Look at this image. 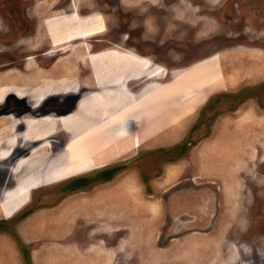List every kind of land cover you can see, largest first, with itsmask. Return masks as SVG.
<instances>
[{"label": "rangeland", "instance_id": "obj_1", "mask_svg": "<svg viewBox=\"0 0 264 264\" xmlns=\"http://www.w3.org/2000/svg\"><path fill=\"white\" fill-rule=\"evenodd\" d=\"M158 1L122 0L123 11L117 12L116 0H72L73 9L80 7L83 13L81 15L78 9L79 14L76 11L74 17L84 19V30H88V27L94 23L101 24V27L94 32L88 30L87 33H79L78 35L83 38L73 37L72 40H67L62 37L58 41L59 31H55L56 27L62 30V34L65 31L63 29L72 28V15H66L69 11L63 13L67 4L65 0H0V42H7L5 46L10 48V52L18 48L20 52L18 67L22 74L30 75L37 70H43L49 74L59 75L63 67L66 66L64 68L66 72L71 64H76L72 77L83 79L88 67L87 64H84L85 67L82 65L85 70L83 69L82 72L84 74H80L78 70L80 63L78 57H80L86 59L88 63L91 62L98 87L102 89L104 87L106 91L109 90L107 86L112 83L116 88L115 78L106 68V64L112 62L116 75L121 76V73L129 75V71L135 68L138 74L132 77V80L141 79L143 76L154 78L166 74L161 77V81L165 80V83L150 80L152 82L144 84L140 90L143 92L150 87L161 88L170 95L167 99L169 102L167 109H164V104L160 102L162 98L157 101L159 105L155 106L156 108H150L147 103L146 107L145 105L139 107L138 117L150 118L152 126L146 124L148 128L139 139L140 145L125 150L119 156H117L118 150L129 143L127 140L123 143L120 141L129 137L127 135L130 124L139 122L138 119L133 118V115L124 111L128 103L134 100L131 97V100L127 101L129 98L127 96H131L134 92L129 94L130 88L126 87L124 90L118 89L114 98L113 95L101 91L86 98L88 102L96 100L97 103L84 110L79 109L78 118H73L71 128H81L84 137L95 143L96 140L91 137H96V133L99 136L100 127H104L112 139L110 144L106 143L102 147L97 144L88 151L86 168L91 166L101 154L116 151V158L93 173L73 177L53 184L49 188L34 190L29 205L14 218L0 216L2 219L0 221H3L0 223V235L3 239L9 240V245L12 246L10 250L0 239V264H20L17 258H12L15 252L20 255L22 264H38V262L50 264L43 258V256L49 258L50 255L43 247L53 238L49 234V229L56 227L55 220L46 223L42 229L35 225L32 227L28 223L24 228V221L33 213L45 212L50 218L55 214L54 209L61 201H68L79 194L88 198L95 186H99L100 189L106 186L116 187V190H113L116 196L110 193L109 201L111 204H116V209L107 211V207H104L109 195L107 191H103V209L98 213V222H82L83 227L78 226L74 229L75 234L62 236L64 237L62 239L76 238V235L81 234L79 237L82 241L85 239L114 243L116 257L113 259V264H253L259 260L264 261V228L261 224L257 227L260 221H264V180L253 178L244 180V176L247 175L264 176V105L263 100L252 96L250 91L244 88L242 90V86L246 83H256L264 78V74L258 77L260 75L258 63L264 56L263 51L254 54L245 47L253 44L262 45L264 34L250 33L251 36L260 37L257 43L241 41L232 37L236 32L228 28L224 21L214 19L207 13V9L202 15L199 8H203L201 5L199 7L195 5L194 0H168V11L163 14L161 8H158L160 5ZM219 2V0H206L203 3L215 7ZM131 3L136 6H130ZM149 5H153L152 12L145 10ZM17 16L22 22L16 20ZM216 25H219L218 30L212 28ZM35 28L38 29V33ZM49 33L53 37V42L57 43L54 48L48 38ZM220 36L226 39L220 41L216 47L208 46L210 41L214 43L215 38L218 41ZM74 39H80L83 43L71 47L72 52H70L69 45L77 42ZM200 42L206 44L196 48L195 44ZM90 44L95 48L94 50H102L92 52ZM239 44L245 46H238ZM115 45L116 48H112ZM83 50L85 55L81 57L80 52ZM48 51L50 52L47 53ZM215 52L220 54L214 56ZM27 58L31 61L32 69L25 66ZM151 58L163 66L152 67ZM194 62L197 63L191 66ZM165 67L168 73L165 72ZM221 68L222 78L210 87L202 86L201 82H198L197 74L212 73L214 77H219ZM103 70L107 75L101 74ZM19 73L7 71L0 73V77H5L4 79L11 83H17ZM182 74L185 75L181 76ZM174 83H177L178 88L181 87L180 89L176 87L177 90L174 92L177 98H174L167 88L168 84L173 86ZM183 85L190 87L195 85L198 88L194 87L189 91L188 87ZM12 86L13 84L9 85ZM208 87L209 92L204 100L190 103L197 95V91L202 92ZM87 88L92 90L93 86ZM78 93L82 94V91ZM190 93L195 95L191 96ZM122 98H125L126 102L121 101ZM51 99L57 98L51 97ZM176 100L179 102L176 103ZM195 105L198 106L193 112ZM169 107H171L170 111ZM176 109H179L178 113ZM172 112L174 116L166 121L170 124L162 133L164 136L152 138V134H156L153 133L155 129L152 130L155 118L162 121L164 116H171ZM84 113L89 114L92 123H89L85 116L80 117ZM81 118L85 119L86 125L79 120ZM62 124L68 130L63 121ZM166 124L165 127H168ZM166 135L169 137L166 138ZM115 138L116 143L113 141ZM81 140L84 141V138ZM64 159V157L60 159V164L65 162ZM76 164L77 159L72 162L73 167H70L67 175L85 169L75 166ZM46 168H41V175L50 172L48 176L50 177L55 166L50 162L49 167ZM37 172L39 173V169L25 175L30 174V177L25 179L28 187L22 188L24 191L20 192L18 197L20 203L7 216L26 201L25 191L35 187L43 179L36 177ZM106 175H111L108 177L109 181L104 180ZM60 178L63 176L56 177V179ZM128 184H131L130 187ZM135 187L146 193L147 201L152 199L151 208L146 209L135 204L129 192ZM19 189L15 188L17 192ZM177 189L180 191L175 192ZM9 191L13 192L12 189ZM191 191L199 192L191 193ZM200 191H204V194L206 191L209 192V198L215 195L218 197L217 206L214 198L211 201L212 210L209 219H212L216 207L218 212L212 231L208 234L193 233L194 230L199 231L195 228L168 237L166 235L168 230H171L169 233L178 230L169 224L174 216L170 214H175L168 208L171 200L176 199L181 204H186L189 200L198 199L203 194ZM155 198L159 199V203ZM208 200L203 205L210 204ZM16 203L17 195L12 194L8 196L4 206L7 208ZM182 210L184 209L176 213L179 214ZM48 211L52 213L49 216ZM93 213L95 214L94 211ZM183 216L186 217L184 214ZM39 217L41 216H36ZM109 217H116V225L111 224L113 227L111 231L102 230L103 218ZM207 220L204 216V221H197V224L204 226ZM22 231H25V235ZM66 233L67 231L62 232V234ZM165 241L167 245L164 244ZM227 241H230L228 245ZM117 242L124 245L120 247ZM242 251H248V256H243ZM35 258L36 262H34Z\"/></svg>", "mask_w": 264, "mask_h": 264}, {"label": "flooded vegetation", "instance_id": "obj_2", "mask_svg": "<svg viewBox=\"0 0 264 264\" xmlns=\"http://www.w3.org/2000/svg\"><path fill=\"white\" fill-rule=\"evenodd\" d=\"M66 1L70 4L71 0H66ZM132 1H135V0H132ZM194 1H195V5H197L198 7L201 5V7L203 8V9L199 8V10L202 11V15H204L205 10L207 9L206 10L207 13L213 16L214 19H216L217 21L219 20L224 21L225 25H227L228 28L232 29V31H235L236 35H233L232 37H236L241 41H249V42L257 43L259 42L260 37L251 36L250 33H263L264 34V0H219L222 3L220 5H219L220 2L217 3V6L215 7H209L206 4L204 5L203 2L206 0H194ZM157 3L158 4L160 3L158 8H161L162 14L168 11V0H159ZM121 6H122V0H116V11L117 12L123 11V7ZM130 6H136V5L134 3H131ZM152 7L153 5L147 6V8L145 9L146 12H149V11L152 12L153 11ZM75 9L76 10L73 9L72 2H71V11H69L66 15L70 16L76 13L78 9L80 10V8L77 9V7ZM78 11L77 13L79 14ZM63 13L65 14V11ZM16 20L19 23L22 22L18 18V16ZM27 22H29V20H27ZM212 28H214V30H218L219 25H216L215 27H212ZM35 29H36V32L38 33V29L37 28ZM48 38L53 48L57 46V43L53 42V37L50 35V33L48 35ZM225 39H226L225 37L220 36L217 41V38H215L214 43L213 41H210L208 43V46L216 47V45L220 41H223ZM74 40L77 42L74 45H71V44L69 45L70 52H72L70 50L71 47L78 46L80 44L82 45L83 43L80 39H74ZM262 40L264 42V38ZM6 43L4 41L0 42V46H1L0 73L7 72V71H16V72H20L19 73L20 76H19V80L17 83H11L7 79H4L5 77L3 78L0 77V151L4 152V154L2 152L0 153V155L3 154L2 156H0V169H2L0 170V184H1L0 185V204H1L0 210L3 204V200L5 198V195L9 190L11 189L14 190L20 184V182L23 181L26 177L29 178L30 174H32L34 171H37L39 167L44 166L46 163H49L52 160V158L56 157L58 153L64 151L67 148L70 142L69 140L70 134H69V131L63 126L62 120L66 118L67 116L68 117L71 115L75 116L79 112V108L81 106L79 104H81L86 98H89L93 93L98 92V83H96V80L94 79L92 64L91 62L88 63L86 59L78 57L80 60L79 61L80 63L78 62L79 63L78 70L80 74L83 72V69L85 67L84 64H87V67H88L87 69L88 71L85 74L82 73L84 74L83 77L85 76L84 78L82 77L83 79L81 78L75 79L76 77H72L74 66H76V64L75 65L71 64L68 67V69H66V72H65V69H62V73L59 75H56V74L54 75L51 73L49 74L46 71H38V70L31 73L30 75H27V73L22 74L20 68L18 67L19 62H20V52L18 51V48L16 49V51L10 52V48L5 46ZM86 43L89 44V42H86ZM205 44H206L205 42H200V43L195 44L196 46L195 45L194 46L196 48H200L202 45L204 46ZM240 45L245 46L243 44H239L238 46ZM245 47H247V50L252 51L254 54L255 53L259 54V52L261 51H263L264 53V43L262 45L253 44L252 46H245ZM107 48H110V47H107ZM112 48H116V45L112 46ZM90 49L92 52L102 50V49L94 50L95 48L92 46V44H90ZM103 49H106V48H103ZM130 49H133V48H130ZM50 51H48L47 53H49ZM219 54L220 52H215L213 55L218 56ZM30 62L31 61L29 60V58H27L25 66H27L28 69L33 68V67H30L31 66ZM150 62H151L150 65H152V67L153 66H160V67L163 66L159 63L154 62L152 58ZM197 62L192 63L191 66ZM259 63H258V70L260 71V75L258 77L263 76L264 74V56L261 58ZM82 65L84 66L83 68H82ZM220 66H221V63H220ZM55 72H56V69H55ZM165 72L168 73V69L166 67H165ZM163 74L160 76L154 77V78L149 77V76H143L141 77V79H135V80L130 81L129 83L130 91H133L134 93L137 92V90H139L144 84L152 82L150 80H156V82L158 83H165L164 82L165 80L161 81V77L166 75V74L164 75ZM146 77L149 79H145ZM221 78H222V68H221V74L216 81H218ZM25 82L26 84H24ZM12 84L13 86L9 87V85H12ZM92 84H93L94 91L89 90L87 88V86H90ZM54 86H57V87H54ZM107 87L109 91H111V89L112 90L114 89V91H116L114 83H112L111 85ZM209 87L205 89L204 91L197 93V95H203L202 99H195V97H193L194 99L192 98V101L190 103L199 102L201 100H204V97L205 96L207 97L208 95ZM251 87L252 89H250ZM243 88L247 91H250V94L252 96L254 95L258 97L260 100H263L262 103L264 105V78L260 81H257L256 83H246L244 86H242V90H244ZM79 91L80 92L82 91V94H79L78 93ZM51 97H56L57 99H51ZM197 106L198 105H195L193 107V112H195V110L197 109ZM176 110L178 113L179 109H176ZM98 115L100 116L101 114H98ZM82 116H85L86 117L85 119L88 120L89 123H92V120L90 119L88 113H84L80 117ZM173 116L174 115L172 112L171 116H164V118H162L163 119L162 121H156L155 124L153 123L154 127H152V130L155 129L153 133L156 132V134H152V138H160L164 136V134L162 133L164 132L166 128H169V124H170L169 122L167 123L166 121L171 119ZM85 119L81 118L79 120H81V122L84 125H86L87 122H84ZM165 124L168 127H165ZM46 125H47L46 127L47 129L45 128ZM29 128H30V131H29ZM51 128H53V131ZM147 128L148 127L144 126L141 122L131 123L129 127V131H128V135H127L129 137H127L125 140L122 139V141H120V143H123L127 140L129 143H126L127 144L126 147H122L121 149L118 150L117 156H119L121 153H123L125 150L129 148H133L137 144L140 145L139 139H141L143 132ZM178 135L179 134H177V136ZM166 136H165L166 138L169 137L168 135ZM50 140L52 141L50 142ZM46 141L47 143L43 144ZM113 141L116 143V138ZM54 143L56 145H54ZM43 154L46 157H44ZM42 156L44 158H42ZM35 158H37V160ZM115 158H116V151L107 152L104 155L101 154L98 157V159L94 160V163L91 166L81 171L72 172L69 175H66L65 177L60 178V179H56L52 177H44L43 179H41V181L38 184H36L35 187L28 188L27 191H25L26 201L23 204H21L16 211H14L10 216H6L1 210L0 216L4 215L3 217L8 218V219L14 218L20 211H22L29 205L31 198H32V193L34 190L49 188V186L53 184H57L65 180H69L73 177L88 174V173H93L99 168L107 165L110 161L114 160ZM20 162L22 163L20 164ZM28 173L30 174L25 176ZM23 176L25 178H23ZM108 177H111V175L104 176V178H106L104 180L109 181ZM244 177H245L244 178L245 181L252 180L251 178L255 180L256 179L264 180V176L262 177L261 175H255L252 177L247 175ZM130 185L131 184H128L129 187ZM93 189L94 191H92L91 196H89L88 198H85L83 194H79L78 196L73 197L72 199L68 200L65 203L66 205L65 209L67 213L73 214L74 216L73 223L78 226L82 225L83 224L82 222H85V221H88L91 223L98 222L97 221L98 213H100V210L103 209V205H102L103 203L102 196L104 193L103 191H107V193L109 194L110 191L116 190V187L106 186L100 189L99 186H95ZM129 192H130V196L133 198V201L135 202L136 205H140L142 207H145L146 209L149 207L151 208L150 203H152V199L147 201L145 197L146 193L144 191H141L139 188L135 187ZM200 192L204 193V191H200ZM205 194L208 195V192L206 191ZM159 195H161V193H159ZM203 199H204V195H201L198 199H194V200L192 199V200L187 201L186 204H181L178 200L173 199L171 200V205L170 206L168 205V208L170 210L184 209V210L190 211L193 208H196L199 205H201ZM155 200H157L159 203L158 198H155ZM109 201H110V198L107 201V204H108L106 208L107 211H111V209H116V204H110L108 203ZM109 204L112 206L110 207ZM158 207L160 206L158 205ZM93 211L95 212V214L93 213ZM51 214H52L51 212L49 211L47 212L48 216ZM36 216H41V217L36 218ZM49 220L50 218L46 216L45 212L39 213V214L34 213L25 220L24 222L25 224L23 223V226H25L28 223L29 225H32V227L33 225H35L37 227L42 228L46 225V223H48ZM99 220H101V218ZM199 221L203 222L204 217L201 216L199 218ZM2 222L3 221H0V223ZM17 222H19L18 219H17ZM107 222L116 224V217L115 218H111V217L103 218V223H107ZM188 223L181 222L179 226L182 227L186 225L184 227V230L186 229V227H189V228L197 227L199 229L201 228L199 231L194 230L193 233H204V234H208L214 228V223L210 228L211 230L209 229V225L199 226L198 224V226H196V225L188 224ZM259 224H261L264 228V221H260L257 224V227ZM32 227H29V228H32ZM22 233L23 235H25V231H22ZM0 239L5 244H7L8 247L11 246V244L9 246V242H8L9 240L5 238L3 239L1 235H0ZM229 242L230 241H227V245ZM117 244H119L120 247L124 245L123 243H120V242L119 243L117 242ZM164 244L167 245L168 243H166L165 241ZM10 248H12V246ZM119 252H121L120 249H119ZM248 253H249L248 251H242L243 256L247 257ZM12 258H17L19 263L22 264L20 261V255L18 253L15 252ZM38 264L40 263L38 262ZM253 264H264V261L259 260V261L253 262Z\"/></svg>", "mask_w": 264, "mask_h": 264}, {"label": "bare ground", "instance_id": "obj_3", "mask_svg": "<svg viewBox=\"0 0 264 264\" xmlns=\"http://www.w3.org/2000/svg\"><path fill=\"white\" fill-rule=\"evenodd\" d=\"M39 11V10H38ZM82 15V14H81ZM83 21H84V19H82V17L79 19V18H76V17H74V14H72V16H71V22H72V28L71 27H69V28H65V29H63V30H65L64 32H63V34L61 33V31L59 30V28L58 27H56L55 28V31H59L58 33H57V40L59 41L62 37H65L67 40H72L73 39V37H77V38H83L82 36H80V35H78L79 33H81V34H83V33H87V31L89 30V31H92V32H94V31H97V30H99L100 29V27H101V24H96V23H94V24H91L90 25V27H88L89 29L88 30H84V28H85V25H83L84 23H83ZM86 38V37H85ZM89 38V37H88ZM66 41V40H65ZM56 42V41H55ZM84 55H85V51L83 50L82 52H80V56L81 57H84ZM254 55V54H253ZM256 59V58H255ZM143 60V59H142ZM116 61V60H115ZM130 61V60H129ZM138 62L140 61V60H137ZM116 64V63H115ZM260 64V63H259ZM197 67V66H196ZM196 67H194V68H196ZM106 68H107V71H108V73H111L113 76H114V78H115V83H116V91H118V89L119 90H124V89H126V87H129V83H130V79L132 80V77L133 76H136V74H138V72H137V70L134 68L133 70H131V71H129V75H127L126 73H121V76L118 74V75H116V73H115V70H114V66H113V64H112V62H111V64H106ZM115 68H116V65H115ZM111 71V72H110ZM194 72H197V70H193ZM186 73V72H185ZM101 74L102 75H107V72L106 71H102L101 72ZM183 75H185V74H182L181 76H183ZM131 78H130V77ZM85 77V76H84ZM196 77H197V79H198V82L202 85V86H204V85H208V86H210L211 84H213L219 77H214L213 76V74L212 73H203V74H197L196 75ZM208 77V78H207ZM118 78H120V79H118ZM173 78V77H172ZM207 78V79H206ZM124 82H128V86H127V84H125ZM176 84L177 83H174L173 84V86H172V84H168L167 85V88L169 89V91L172 93V95H173V97L174 98H177V95L174 93V92H176V90H177V88H178V86H176ZM183 86H185V87H188V90L190 91L192 88H198V86H195V85H192V87H190V86H187V85H183ZM54 87H57V86H54ZM53 87V88H54ZM61 87V86H60ZM177 87V88H176ZM170 88H171V90H170ZM181 88V87H180ZM180 88H178V89H180ZM200 88V87H199ZM103 89H104V87H103ZM103 89L101 88V87H98V91H101L102 93H106V94H108V95H113V98L116 96H114V94H116V91H114V89L112 90L111 89V91H106L105 89H104V91H103ZM137 89V88H136ZM93 90V89H92ZM140 90V89H139ZM139 90H137V91H139ZM94 91V90H93ZM97 91V90H96ZM80 92V91H79ZM133 91H131L129 94H131ZM198 92H200V91H197L196 92V94L198 93ZM169 92L168 91H164V90H162L161 88L160 89H158V88H156V89H154V88H146L143 92L140 90L139 92H136V93H133L131 96H127V97H129L128 98V100L127 101H130L131 100V97H132V99H134L133 101H130L129 103H128V106L124 109V111L126 112V113H128V114H130L131 116L133 115V118H135V120H137L138 119V121L139 122H141L144 126H146V124L147 125H152L151 124V119L150 118H147V117H138L139 116V113H138V109H139V107H141V105L142 106H144L146 103H147V106H149L150 108L151 107H155V106H158L159 104V102H157V101H159L161 98H162V100L160 101V102H162L163 104H164V109H167V104L169 103V102H167V99L169 98V94H168ZM128 94V95H129ZM191 94V96H193V95H195V94H193V93H190ZM190 96V97H191ZM187 97H188V95H187ZM195 97V99H200V98H203V95H195L194 96ZM94 98V97H93ZM121 101H125L126 102V99L125 98H122V100ZM82 102V101H81ZM179 101L178 100H176V103H178ZM97 103V101L96 100H91V101H87L86 99L81 103V104H79V105H81L80 106V108L79 109H81V110H84V109H86V108H88V107H90V105L91 106H93V105H95ZM175 103V104H176ZM174 104V105H175ZM174 105L173 106H171L172 108L174 107ZM145 107H146V105H145ZM171 107H169V111L171 110ZM149 108V109H150ZM156 108V107H155ZM154 108V109H155ZM165 111V110H164ZM142 112V111H141ZM152 113V112H151ZM76 114V113H75ZM78 114L79 113H77L75 116H67L66 118H64L62 121L64 122V124H66V127L68 128V131H69V133H70V142L69 141H67V142H69V145L67 146V148L64 150V151H62V152H60V153H58L57 155H56V157H54V158H52V160L50 161V162H52L53 163V165L55 166V169H54V171H52V175L50 176V177H52V178H56V177H60V176H63V177H65L67 174H68V171H69V169H70V167H73L72 166V162L75 160V159H77V164L75 165V166H81L82 168H86L87 167V164H88V161H87V159H88V157H89V150H92L97 144H99V146H104L106 143L107 144H110L111 143V138H110V136L108 135V130L106 129V128H104V127H100L101 128V130L99 131V132H101V134L100 135H103V136H97V133H96V137H91V139H93V140H96V142L94 143V142H92L91 140H89V138H85L84 137V135H83V132H82V129L81 128H71L72 127V123H73V118H78ZM81 114V113H80ZM157 118V117H156ZM51 119V118H50ZM43 120V119H42ZM41 120V121H42ZM121 120V119H120ZM40 121V120H39ZM44 121V120H43ZM46 121V120H45ZM50 121V120H49ZM53 121V120H52ZM76 121V120H75ZM156 121H159V119L157 118V119H155V122ZM262 121V120H261ZM79 122V121H78ZM55 123H56V121H55ZM10 124V123H9ZM8 124V125H9ZM53 124V123H52ZM32 125H34V124H32ZM36 125H37V123H36ZM51 125V124H50ZM49 125V126H50ZM54 125V124H53ZM10 126V125H9ZM8 126V127H9ZM34 127H36V126H34ZM47 127V125L45 126V128ZM31 128V127H30ZM30 128H29V131H30ZM44 128V129H45ZM11 129V128H10ZM47 129V128H46ZM52 129V131H53V128H51ZM173 129V128H172ZM35 130H36V128H35ZM98 132V133H99ZM34 133V132H33ZM162 133V132H161ZM164 133V132H163ZM174 133V132H173ZM31 137V136H30ZM84 138V141H82L81 139H83ZM3 139V138H2ZM10 139V138H9ZM46 139V138H45ZM50 139V138H49ZM34 140V139H33ZM41 140H43V139H41ZM47 140V139H46ZM52 140H50V142H51ZM12 142H13V140H12ZM35 142V141H34ZM109 142V143H108ZM11 143V142H10ZM45 143H47V141L46 142H44L43 144H45ZM54 145H56L55 143H54ZM41 146H43V145H41ZM52 146H53V144H52ZM57 147V146H56ZM55 147V148H56ZM83 147H85V149L83 148ZM53 148V147H52ZM63 148V147H62ZM57 149V148H56ZM50 151V150H49ZM58 151V150H57ZM2 151H0V153H1ZM45 152V151H44ZM55 152H56V150H55ZM3 154H4V152H2ZM51 153V152H50ZM2 154V155H3ZM36 154V153H35ZM37 154H38V152H37ZM206 154H208V153H206ZM2 155H0V156H2ZM44 155V154H43ZM51 155V154H50ZM52 155H53V153H52ZM34 156V155H33ZM48 156V155H47ZM38 157H40V156H38ZM37 157V158H38ZM44 157H46L45 155H44ZM43 156H42V158H44ZM62 157H64L65 159V162L64 163H62V164H60L61 163V158ZM206 157V156H205ZM37 158H35L36 160H37ZM44 160V159H43ZM38 162V161H37ZM36 162V163H37ZM46 162V161H45ZM49 162V163H50ZM22 162H20V164H21ZM49 163H46L44 166H41V167H39V173L37 172V175H36V177H38L39 179H40V177L41 178H44V177H48L49 176V173H47L46 175H44V176H42L41 175V168H45V169H47L46 167H49ZM19 164V165H20ZM69 164H71V166H68ZM39 166V165H38ZM20 178V177H19ZM23 178H25L24 176H23ZM18 179V178H17ZM26 179V178H25ZM25 179L23 180V181H21L20 182V189H19V185L16 187V188H18L19 189V191L17 192L15 189L13 190V192H11V191H9V192H7L8 194H7V196L5 197V199L3 200V204H2V206H1V210L3 211V213L7 216L8 215V213L9 212H11V211H13L14 209H16L17 208V205L20 203V201L18 200V197H19V193L20 192H23L24 190L22 189L23 187H28V185L26 184V181H25ZM22 180V179H21ZM27 180H28V178H27ZM18 183V182H17ZM1 185V184H0ZM21 190V191H20ZM12 194H16L17 195V203L15 204V205H9L7 208H5V206H4V202L6 201V199L8 198V196H12ZM2 203V202H1ZM1 205V204H0ZM0 210V211H1ZM2 213V214H3ZM97 213V212H96ZM4 216V215H3ZM10 246V245H9ZM11 247V246H10ZM9 247V248H10ZM46 263V262H45ZM48 263V262H47Z\"/></svg>", "mask_w": 264, "mask_h": 264}, {"label": "crops", "instance_id": "obj_4", "mask_svg": "<svg viewBox=\"0 0 264 264\" xmlns=\"http://www.w3.org/2000/svg\"><path fill=\"white\" fill-rule=\"evenodd\" d=\"M66 1V0H65ZM67 2V1H66ZM71 2L70 4L67 2L65 5V9L63 11H71ZM81 3V2H80ZM80 8V7H79ZM80 13L83 14L80 10ZM120 47V46H119ZM130 49V48H126ZM66 67V66H65ZM63 67V69L65 68ZM43 71V70H40ZM90 86H93L90 85ZM89 87V86H87ZM111 194H116L114 191L109 192V198ZM67 201H61L59 205H57L54 209L55 214L51 215L50 221L55 220L56 227L53 229H49V234L53 237L50 239V243L43 247L46 253H49V258L44 259L48 260L50 264H113V259L116 257V244H108L107 242H98V241H88L80 240V235H76V238H71L68 240H63L67 235L75 234V230L78 228V225L74 224V216L73 214H68L65 207V203ZM109 203V202H108ZM111 204V203H110ZM109 206L111 207L112 205ZM107 203L104 207H107ZM60 209V211H59ZM51 211V210H50ZM34 214V213H33ZM36 214V213H35ZM31 216V215H30ZM76 216V215H75ZM3 217V216H2ZM113 218V217H111ZM25 222V221H24ZM114 223L107 222L103 223L102 230L111 231L113 229L112 225ZM116 225V224H115ZM80 228H82V225ZM25 227V226H24ZM75 227V228H72ZM43 228V227H42ZM40 228V229H42ZM63 229V230H61ZM25 230V229H23ZM82 230V229H81ZM63 231H67L66 234H62ZM77 234V233H76ZM64 236V237H62ZM85 243V244H83ZM83 244V245H82ZM53 255H51V253ZM36 254V253H34ZM37 259H34L36 262Z\"/></svg>", "mask_w": 264, "mask_h": 264}, {"label": "water", "instance_id": "obj_5", "mask_svg": "<svg viewBox=\"0 0 264 264\" xmlns=\"http://www.w3.org/2000/svg\"><path fill=\"white\" fill-rule=\"evenodd\" d=\"M180 191V189H177V190H175V192H179ZM175 192H173V193H175ZM193 192H198V191H191V193H193ZM214 192V191H213ZM187 193H189V192H187ZM209 193V192H208ZM202 195H204V199H203V201H202V204L201 205H199L198 207H196V208H193L192 210H190V211H188V210H182V212L181 213H176L178 210H172L173 212H175V214H170V215H174L173 217H172V221L171 222H169V224L171 225V226H175V228H176V232L174 231V228L172 229L173 231H174V233H169L171 230H168L167 232H166V235L169 237V236H172L173 234H176V233H179V234H182V233H185V232H187V231H190V230H194L195 228H197V227H191V228H189V227H186V229L184 230V227L186 226V225H184V226H182V227H180L179 226V224L181 223V222H186V223H188V224H193V225H196V226H198V224H197V221H199V218L202 216V217H207V222H206V224L204 225V226H206V225H209V229L211 228V226L213 225V223H214V219L216 218V216H217V207H216V210H215V212L213 213V217H212V219H209V216H210V212H211V210H212V204H211V201H213V199L212 198H214V202H215V206H217V199H218V197H217V195H215V197H211V198H209V196L208 195H206V194H202ZM207 199H209L210 200V204H208L207 206H205V205H203V203H205V201L207 200ZM208 200V201H209ZM183 214L184 215H186V217H184L183 216ZM190 222H192V223H190ZM200 222V221H199ZM168 224V225H169ZM188 224H187V226H188ZM199 226H200V224H199ZM198 230H200L199 228H197ZM172 231V232H173ZM169 233V234H168Z\"/></svg>", "mask_w": 264, "mask_h": 264}]
</instances>
